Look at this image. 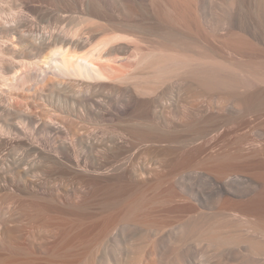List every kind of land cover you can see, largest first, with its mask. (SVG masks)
I'll list each match as a JSON object with an SVG mask.
<instances>
[{
    "label": "bare ground",
    "instance_id": "bare-ground-1",
    "mask_svg": "<svg viewBox=\"0 0 264 264\" xmlns=\"http://www.w3.org/2000/svg\"><path fill=\"white\" fill-rule=\"evenodd\" d=\"M181 3L180 0H59L56 5L63 22L69 25L76 22L78 26L85 20L98 19L110 27L88 29L84 33L82 27L81 30L69 28L36 36L28 23H25L27 26L17 25L13 17L7 18H13L12 21L5 18L2 23L4 20L0 18L3 20L0 22L1 52L19 59L45 57L49 63L58 56V50L90 51L95 46L113 45L119 39L132 40L127 37L129 35L141 39L144 38L141 34L155 35L162 41H177L180 37L174 30L143 26L139 20L129 23L130 20L121 17L122 21L113 10L130 7L141 14V9H148V6H179ZM209 3L213 2L209 0ZM86 33L88 36L83 38ZM15 38L19 48H16ZM120 51L119 47L108 52L106 49L103 59L97 55L101 64L111 70H107L109 75L111 72L110 80H89L83 76H78L79 82L52 79L30 92L10 84L25 83L23 75L31 71L32 63L24 60V67H6L2 65H6L2 62L4 59H0V264H142L143 234L137 231L128 235L125 227L159 229L180 221L182 218L163 222L154 215L155 204L181 197L175 181L183 184L188 176L190 179L186 173L201 164L203 166L197 168H209L217 174L218 183L222 179L238 181L242 171L258 165L253 160L261 153L253 147L245 149L241 145V149L236 148L241 150L238 152L221 149L222 125L210 131L207 123L201 120L192 127L191 133L184 132L182 125L194 120L196 110H193L197 108L191 109L180 102L175 107L171 101L157 103L159 96L152 93L150 101L145 99L150 102L145 110L135 109L136 98L142 96H138L128 80L137 72L133 71L132 77L127 75L130 63L117 59ZM12 72L14 74L9 77ZM142 72L134 75L133 80L144 77L156 80L155 84H161L162 89L174 87L173 77L166 71H156L153 75ZM208 72L200 77L203 84L218 85L214 75ZM178 77L185 82V91L189 93L190 77L187 74ZM6 85L11 87L6 89L3 87ZM156 87L149 90L160 89ZM154 90L152 92L157 93ZM248 140L245 138L246 144L250 143ZM187 142L190 144L183 151L181 143L185 148ZM173 144L182 147L174 152L170 149ZM158 147H167L168 153L165 149L166 153L162 155L161 151L160 154ZM142 149L148 150H145L148 158L144 161L138 156ZM236 152L241 153L237 155ZM158 153L162 157L159 156V160ZM160 168L164 173H159L157 169ZM130 189L136 194L130 191L133 196L130 193L126 196ZM263 190L264 187L260 191ZM260 191L237 203L236 199L219 202L217 214L241 210L251 219L257 210L264 212V192ZM261 211L259 215H263ZM195 222L192 219L184 221L183 237L191 232ZM254 223L264 230V216ZM223 226L222 222L204 232L208 238L226 244L231 237L219 233ZM236 232L239 233L237 229ZM245 241L261 249L257 242ZM130 248L135 255L132 261Z\"/></svg>",
    "mask_w": 264,
    "mask_h": 264
},
{
    "label": "rangeland",
    "instance_id": "rangeland-1",
    "mask_svg": "<svg viewBox=\"0 0 264 264\" xmlns=\"http://www.w3.org/2000/svg\"><path fill=\"white\" fill-rule=\"evenodd\" d=\"M180 1L182 3L179 6L167 5L156 8L148 6V9H141V14H138L139 11H135L138 9L132 10L130 7L123 10L115 7L116 10H113L116 11L114 14L118 15L122 21L123 18L130 20L129 23L139 20L138 22L143 26L155 25L174 30L180 37L177 41H162L155 35L147 37L145 34H141L144 37L142 39L129 35L127 37L132 40L119 39L113 45H105L107 52L112 48L119 47L121 49L116 54L117 59L129 61L130 73L127 75H131V77L132 74L137 72L136 74L139 75L142 71L150 72L151 75L156 71L157 73L166 71V74L173 77L174 87L168 89L160 88L161 84H155L158 82L154 79L146 80L144 77H139V79L133 80L136 74L128 80L129 82L125 79L130 76L124 78L128 84L130 83L129 85L133 84L131 86L136 88L138 96H142L136 98L135 109L138 107L139 110L141 108L145 110L149 106L148 103L150 104L145 99L150 101L149 97L152 98L153 95L159 96L157 103L171 101L172 106L175 107L176 103L180 102L186 107L197 108L200 114L197 109L193 110H196L194 122L188 121L189 123L182 125V128L181 126L178 128H184V132L191 133L192 127L201 120L207 123L210 131L215 126L222 125L224 130L221 141H219V144L223 145H220L221 149L238 152L239 149L236 148H240L242 145L245 149L253 147L259 150L261 155H258V158L256 156V159L253 160L257 161L255 164L258 165L252 166L254 168L251 170L242 171L241 179L238 181L219 178L222 183H218L217 174L213 171L212 173L209 168L205 170L204 166L203 170L198 169L203 164L194 168L198 169L197 171L193 169L194 172L193 170H188L189 173L184 172L183 175L189 174L190 179L185 175L187 180L185 179L181 185V181L180 183L179 180L175 181L181 197L175 201H161L155 204L156 213L154 214L163 222L182 219L159 229L132 225L127 229L126 226L125 229L129 230L128 233L126 231V234L132 235L137 231L143 234L142 264H172L174 262L177 264H264V230L260 224L257 227L254 223L258 217L264 216L263 210H259L263 215H259L260 212L257 210L252 214L251 219L245 217L244 213L240 212L241 210H238L239 213L226 211L225 214H217L219 202L226 200L233 202V199H236L237 203L248 199L255 193L260 194L257 191L264 187V0H211L212 4L209 3V0ZM55 2L58 3L59 0H51V2L49 0H0V18L4 20L0 19V22L2 20L4 23L5 18L13 17V21L17 20V23L14 21L17 25L27 26L25 23H28L29 26H32L33 34L35 33L36 36L50 35L58 33L61 29L69 28L72 30L83 28L81 31L84 33L88 29L97 30L110 27L107 22L98 19L82 20L83 22L78 26L75 24L76 22L69 25L61 20L59 8ZM4 14L8 15L4 16ZM12 19L10 20L12 21ZM87 36V33L82 35L83 38ZM14 41L17 45L16 38ZM17 46L16 48H19V45ZM102 47L95 46L93 49L91 48L92 50L84 52L58 50V56L52 58L49 64L45 61V57L19 59L6 56L2 54L3 47L0 45V59H4L2 62L5 61L6 65H2L6 67L10 65H17L18 68L24 67L23 63H26L24 60L27 63H32L29 68L31 71L23 75L25 83L10 84L13 87L16 86L15 88L18 90L30 92L33 88L43 86L52 79L79 82L78 76L102 81L112 78L111 72L110 75L107 72V70H111L105 68L97 56L100 55V58H104L102 54L106 49L103 47L102 51ZM207 71L214 75L213 79L216 82H219L218 85H215L216 87L203 84L200 80V77ZM145 72L142 73L146 74ZM13 74V72L9 73L8 76ZM184 74H187L191 79L189 93L185 91V82L182 79H177L178 76L182 77ZM115 81L127 84L122 80ZM111 82L113 83V81ZM151 83L155 87L158 85L157 87L160 89L157 90V87L155 90L152 89L155 87L151 86ZM11 86L3 87L9 89ZM150 87L157 93L149 90ZM147 92L150 94L147 95ZM152 93L153 95H151ZM144 96L146 97L143 98ZM142 98L146 104L142 102ZM136 102L138 103L136 104ZM142 104L146 107H143ZM178 106V110L181 111ZM178 122L175 121L177 124ZM245 138L250 140H248L249 144L245 143ZM189 144L185 143V148L184 143H181L183 148H181L182 146L178 147L180 144L170 145L171 148H169L174 152H177L178 148L185 151ZM219 144L217 148H219ZM173 147L176 149L174 150ZM159 149L157 151L160 154L163 153L162 155L166 153V150L168 153L169 150L167 147L160 151ZM145 150L147 149L140 150L141 155H139L140 152L138 154V156H142L139 158L140 161L148 158V152ZM159 153L156 154L157 160L161 157ZM157 170L159 173H164L162 168ZM183 175L180 174V176ZM130 191L135 192L130 189L126 196H130ZM180 192L183 194V198ZM260 192L263 193L264 190ZM132 193H130L131 196L134 194ZM237 213L238 215H236ZM190 219L196 222L191 232L183 237V223ZM222 222L224 226L219 230V233L231 237L230 242L226 244L208 238L204 232L208 228L217 227ZM259 223L261 222L259 221ZM135 229L136 231H134ZM236 229L239 233L236 232ZM246 239L257 242L261 249L252 247L248 241H245ZM129 254V259L132 261L135 256L132 248L129 249Z\"/></svg>",
    "mask_w": 264,
    "mask_h": 264
}]
</instances>
